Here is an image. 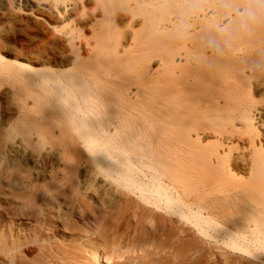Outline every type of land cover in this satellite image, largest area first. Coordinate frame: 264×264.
Wrapping results in <instances>:
<instances>
[{"label": "bare ground", "instance_id": "6f19581e", "mask_svg": "<svg viewBox=\"0 0 264 264\" xmlns=\"http://www.w3.org/2000/svg\"><path fill=\"white\" fill-rule=\"evenodd\" d=\"M0 203L8 264L128 209L264 262V0H0Z\"/></svg>", "mask_w": 264, "mask_h": 264}, {"label": "rangeland", "instance_id": "374dc122", "mask_svg": "<svg viewBox=\"0 0 264 264\" xmlns=\"http://www.w3.org/2000/svg\"><path fill=\"white\" fill-rule=\"evenodd\" d=\"M39 3L37 2L39 7H43L45 2ZM124 205L125 202H122L123 210ZM131 210L128 209L126 214H118L116 220H109L101 234L99 230L91 232L90 229L79 225L74 227L75 231L78 227L79 230L77 229L76 236L70 238L72 239L70 241H62L59 238L43 241L42 245L34 248L28 256L18 259L17 264L22 262L23 264H97L92 257L94 249L99 252L100 264H249L247 259L255 264H264L246 254L239 252L237 254V251L228 249L226 245L214 243L210 238L199 234L182 237L175 242L172 237L178 233L176 229H172L164 238L165 235L158 234L160 232L158 230H161L160 224L166 223L163 218L150 213L145 214L143 211L141 213L139 209L133 216ZM149 215L153 216L157 224L154 231L148 223ZM0 221V231H4L6 218L3 203H0ZM86 230L90 236L78 235L79 232ZM240 254L244 258L239 259ZM0 264L8 263L0 260Z\"/></svg>", "mask_w": 264, "mask_h": 264}]
</instances>
